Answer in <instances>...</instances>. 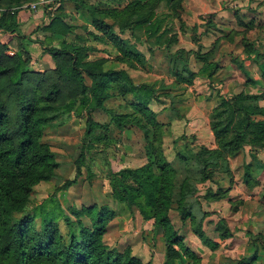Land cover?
Listing matches in <instances>:
<instances>
[{
  "label": "trees",
  "instance_id": "1",
  "mask_svg": "<svg viewBox=\"0 0 264 264\" xmlns=\"http://www.w3.org/2000/svg\"><path fill=\"white\" fill-rule=\"evenodd\" d=\"M31 1L34 0H0L3 9L0 36L10 33L17 40L12 56L8 54L12 43L0 40V264H144L128 249L120 252L105 245L107 226L117 216L109 206L73 209L74 220L65 214L55 198L31 206L35 187L58 178L59 164L50 144L43 140L45 132L67 124L75 111L87 113L85 136L92 141L110 140L107 133H114V128L133 129L141 134L146 162L137 168L111 172L107 176L111 196L130 211L136 208L143 223H151L162 232L167 264H199L200 258L175 229L170 211L175 209L182 222L189 220L193 234L211 251L218 250L233 235L223 217L215 223V237L206 233L204 222L212 212L203 208V202L226 198L229 187L225 189L222 182L227 179L232 183L234 178L230 160L240 154L244 156L247 146L252 163L245 164L242 182L249 188L258 185L256 172L264 171V162L253 152L264 149V90L217 96L209 116L215 147L199 146L190 150L189 144H185V151L178 152V157L186 163L187 171L178 183L177 170L165 155L163 125L149 106L159 100L157 90L150 84H135L125 69L105 68L104 60H90V54L100 49L78 35L75 40H68L78 26L66 21L64 7L67 4L73 7L84 23L77 29H83L96 45L112 47L109 59L133 65L146 61L136 48L137 43L169 51L170 45L177 41L176 33L170 34L163 23L169 18L181 20L184 0H129L123 9H100L87 0H60L59 12L37 26L45 33V41L57 40L56 45L45 46L55 64L51 73L30 69L33 63L30 51L20 44L27 38L20 29V12H11ZM161 4L167 9L164 15L157 14ZM243 26L255 28L253 22H244ZM126 33L129 36L123 38ZM241 43L244 56L253 59L264 78V54H259L258 46L247 36L241 38ZM190 53L179 50L172 54L174 80L189 85L197 75L212 79L219 69V63L213 60L214 53L210 54V50L204 55L192 54L202 63L196 73L188 67ZM233 61L246 77L244 86L254 87L259 83L247 71L245 60ZM116 95L130 98L129 112L118 114L106 108L105 103ZM63 96L65 100L59 102ZM11 107L13 113H10ZM98 111L107 112L110 122L93 121L91 115ZM99 128L104 131L101 135L96 133ZM188 151L194 152L191 155ZM83 155L76 160L74 178L67 180L58 191L67 190L82 176ZM217 171L222 174L220 179L215 175ZM207 181L217 184L218 188L213 191L208 187L200 196L198 185ZM84 216L89 218V225L83 222ZM250 243L253 242L250 240ZM261 251L255 242L235 264H257L264 259Z\"/></svg>",
  "mask_w": 264,
  "mask_h": 264
},
{
  "label": "rangeland",
  "instance_id": "2",
  "mask_svg": "<svg viewBox=\"0 0 264 264\" xmlns=\"http://www.w3.org/2000/svg\"><path fill=\"white\" fill-rule=\"evenodd\" d=\"M87 2L100 9H123L129 0H87ZM185 4V9L181 12V20L169 18L163 23V27L170 29V34L176 33L177 41L170 45L169 51L164 47L151 48L146 43H137L136 48L144 54L146 61L133 65L115 63L114 60L109 59L113 52L112 47L96 45L83 29H77L84 23L74 12L73 7L70 4L64 7V12L67 14L66 21L78 26L75 29V35H69L68 40H75L78 35L81 40L89 41L100 49L99 52L90 54V60H104L105 68L125 69L135 84H150L157 90L159 100L152 101L149 106L157 113V118L163 125L162 141L165 155L177 170L178 183L187 171L186 163L180 161L178 157V152L185 151V144H189L190 150H195L199 146L215 147L209 116L217 96L219 94L227 96L242 90L251 93L264 90V78L260 68L253 59H246L243 54L244 42L241 43V38L247 36L250 42L253 41L255 47L258 46L256 48L259 54H264V0H186ZM57 8L52 16L47 13L49 18L59 12ZM166 12L165 5L161 4L157 14L164 15ZM20 13L23 14L22 18L26 20L30 18V21L36 14L25 11ZM36 21L38 22L39 19ZM41 21L42 19L38 25ZM244 22H253L255 28L250 30L243 26ZM89 30L94 31L92 26H89ZM115 31L118 32V29L115 28ZM32 32H36L38 36L41 35V38L36 36L34 39L35 44L38 45L35 47L36 56L30 69L51 73L55 64L46 52V47L50 44L56 45L57 40L50 43L45 41V34L37 27L22 29V34L26 37L31 36ZM128 36V33L122 35L123 38ZM179 50L192 52L189 54L188 67L195 73L201 68L202 63L192 54L195 52L204 55L211 50L210 54L214 53L213 60L219 63L217 73L212 79L197 75L192 84H179L171 74L173 68L171 57ZM40 53L43 54V59ZM8 54L13 55L9 51ZM233 59L245 60L247 71L259 81L256 86H244L246 77ZM52 78L54 79V76ZM65 98L63 96L59 102H63ZM129 100V97L125 99L116 95L105 105L108 110L115 113H127L130 111ZM13 112L14 108L11 107L10 113ZM91 119L99 124H107L111 117L105 111H98L91 115ZM87 120V113L75 111L67 124L49 128L45 132L43 140L50 144L59 164L58 178L41 182L35 187L31 206L55 198L65 214L74 220L76 216L73 214V209L107 205L117 213V216L108 224L104 235L105 245L108 248H114L120 252L128 249L132 256L139 258L144 264H167L162 232L151 223H143L136 208L130 211L123 204L116 202L111 196L107 179L111 172L123 168H137L145 164V143L141 134L133 129L119 131L114 128V133H107L110 140L92 141L85 136ZM96 133L101 135L104 131L99 128ZM245 149L244 156L240 154L230 160L234 178L232 183H228L227 179L224 183L222 182L225 189L229 187V191L226 198L220 200L223 204L218 207V211L208 210L209 205L203 202L204 209L212 212V215L204 222L206 233L212 238L215 237L213 228L221 217L225 218L233 232V235L224 241L218 250L211 251L203 246L198 237L193 234L190 221L182 222L175 209L170 211V218L175 229L184 243L200 258L199 264H235L240 257L248 253L249 246L255 242L259 249H262L261 253L264 256V171L260 174L256 172L259 183L253 188H249L242 182L245 164L252 163ZM188 152L192 155L194 151ZM82 153L84 154L82 176L67 190L58 191V188L67 180L74 178L76 160ZM215 175L217 179L222 177L218 171ZM198 187L200 196L208 187L213 191L218 188L217 184L211 181ZM82 220L85 224H90L86 216L82 217ZM60 221L62 223V220ZM248 232L251 233L248 235ZM250 240L253 243H250ZM257 264H264V259L259 260Z\"/></svg>",
  "mask_w": 264,
  "mask_h": 264
},
{
  "label": "crops",
  "instance_id": "3",
  "mask_svg": "<svg viewBox=\"0 0 264 264\" xmlns=\"http://www.w3.org/2000/svg\"><path fill=\"white\" fill-rule=\"evenodd\" d=\"M185 3H186V0H184V2H183V6L184 7L186 6ZM22 15H23L22 13L19 14L20 23H21V25H20L21 31H22L23 28H26V27H29V28L33 27V28H35V27L38 26V24H39L38 22H40V19H42V21L44 20V14H42V12L41 13L39 12L37 15H34L33 20H31V21H30V18H28L27 20L25 18H22ZM36 19H39V21L37 22ZM36 36L39 37V38H41V35L38 36V35H36V32H32V35L31 36H29L26 39H23L22 41H20V44H24L26 46L27 50L30 51V54H31V58H32V62L33 63H34V58L36 56V51H34V50L36 49L35 47L38 45V44H35V40H34V39H36L35 38ZM15 39H16L15 38V35H12V34L11 35L1 34V36H0V40L3 43H10V44L12 43V46L13 47L9 51L11 54H14V52L16 51V47H14V46L16 45L17 40H15ZM31 39H33V40L31 41ZM11 50H13V51H11ZM39 55L43 59V54L40 53ZM213 106H214V103L211 106V109L213 108ZM245 148H246L245 149V152H246V155L248 157L249 156L250 147L247 146ZM253 153L256 154L257 158L260 161L264 162V149L254 150ZM206 204L209 205V209L208 210H210V211H215V210L218 211V207H220L223 204V202H221V201H212V202H209V203H206Z\"/></svg>",
  "mask_w": 264,
  "mask_h": 264
},
{
  "label": "built area",
  "instance_id": "4",
  "mask_svg": "<svg viewBox=\"0 0 264 264\" xmlns=\"http://www.w3.org/2000/svg\"><path fill=\"white\" fill-rule=\"evenodd\" d=\"M60 5V0H34L28 3H24L16 8L11 10L12 13L18 10L19 12H29V13H37L42 12L44 14V21H48L49 17L47 13H50L51 16L54 14L57 6ZM40 10V11H38ZM3 9L0 8V13ZM7 34V33H5Z\"/></svg>",
  "mask_w": 264,
  "mask_h": 264
}]
</instances>
